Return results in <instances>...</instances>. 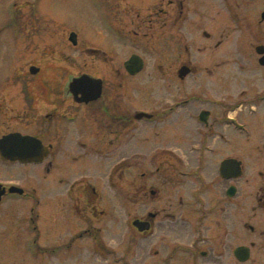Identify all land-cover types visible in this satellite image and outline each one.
Masks as SVG:
<instances>
[{"label":"flooded vegetation","instance_id":"flooded-vegetation-1","mask_svg":"<svg viewBox=\"0 0 264 264\" xmlns=\"http://www.w3.org/2000/svg\"><path fill=\"white\" fill-rule=\"evenodd\" d=\"M115 1L120 4V0ZM220 1L222 8L212 21L214 47L218 49L225 43L226 31L246 29V43L258 54L255 59L259 74H264V0H254L256 8L251 7L253 0H247L249 7L243 12L237 0ZM204 4V0H142L136 9L126 6L130 12L123 15L120 27L125 31L131 21L133 28L129 30L136 36L144 27L151 31L163 29L168 37L176 31L178 40L176 29L182 28L191 11L193 15L204 14ZM218 6L220 3L213 7ZM19 10L20 26L32 24L28 14ZM14 23L18 24V20ZM7 27L11 25L5 20L0 24V35ZM204 35L211 36L208 31ZM47 44L17 45L12 56L11 44L0 43V140L10 137L11 142L6 152L0 148V166L8 172L5 177L0 175V263L4 254L29 253L34 264H43L42 222L27 214L28 203L32 211L41 204L31 180L37 179L43 185L44 168L48 174L53 161L68 157L81 167L57 180L56 186L65 184V194L77 204L84 202L85 209L89 205L96 208L94 216L89 217L94 221L79 223L73 230L75 238L91 239L93 254L107 264H264V151L256 155L263 167H252L250 139L243 137L247 140L240 142L235 135L236 129H244V125L249 130L235 114L239 106L243 110L246 99L237 103L226 96L196 90L167 100L155 109L138 108L139 78L149 59H154L156 75L175 77L179 82L197 72L187 43H136L139 48L135 51L78 42ZM76 48L78 55L91 60L79 74L73 66L75 62H67L71 54L76 55ZM144 48L158 55L145 56ZM133 54L145 62L143 70L135 74L126 67ZM29 58L35 63L28 67ZM10 59L16 62L15 67H11ZM214 59V68H218L222 61L218 55ZM183 66L190 69L185 76L180 73ZM82 74L100 82L101 87H71L72 79ZM64 76H68V81L62 86L60 77ZM31 77L35 79L30 84ZM39 77L41 80L35 82ZM258 92L251 102L264 107V88ZM145 133L161 137L153 140L152 168L140 172L136 159L142 154L140 140ZM28 137L36 146L35 154L28 151ZM146 139L148 143L151 140L150 136ZM119 158L135 159L134 206H150L146 214L137 213L127 222V231L113 246L104 237L113 227L106 217L105 208L109 206L101 201L99 178L86 180L87 167H82L81 161ZM227 160L234 161L222 170ZM60 203L67 204V200L60 198L57 204ZM103 203L104 209H100L98 206ZM11 207L15 211L10 215ZM39 212L42 219L43 212ZM115 223L121 222L116 219ZM14 235L16 243L12 244ZM62 244L52 248L53 255H61ZM70 255V264H76L75 253Z\"/></svg>","mask_w":264,"mask_h":264},{"label":"rangeland","instance_id":"rangeland-1","mask_svg":"<svg viewBox=\"0 0 264 264\" xmlns=\"http://www.w3.org/2000/svg\"><path fill=\"white\" fill-rule=\"evenodd\" d=\"M237 1L241 4L239 5V9L242 12L244 8L249 7L247 0ZM204 2L207 8L206 12L204 14L197 13V15H193L191 11L187 22L184 23L182 28L176 27L177 32H179L178 38H180L175 40L174 35L176 31H173V34L170 35L171 37H168L169 33L162 31V28L161 31H151L147 27H144V29L139 31L140 35L136 36L134 32L129 30L132 27L131 21H129V25H126L128 30L127 28H125V31L121 29L120 21L123 15L130 12L126 6H129L131 10L136 9L141 5L142 0H120V4H116L115 0H0V24L8 20L11 25L10 28L7 27L1 31L0 43L11 44L10 50L12 56H14L16 46H21L24 43H43L44 46H47V43H66V45H71L70 43H73L70 40L72 30H75L78 43H82V45L95 44L99 47L108 46L119 51L121 48L122 51L138 50L139 45L136 43H187L188 54H191L193 64L197 66V72L189 75L186 81L179 82L180 79H175V77H164L162 74L156 75L154 72V67L156 66L154 59H149L145 72L139 78L141 87L137 91L138 108L155 109L164 105L167 100L196 90H200L208 95L218 94L226 96L229 100L235 99L237 103L246 99L247 102L244 103L243 110H240L239 106L235 114L238 116L237 119L246 123L251 132L244 125V129H236L235 135L237 141L240 142L247 140L243 137L250 139L249 144L253 157L251 159L253 162L252 167H263L259 164L256 155L258 152L264 151V115H262L264 107L259 106L258 102H251V98L258 95V91L264 88V74H259V62L255 59L258 54L253 48L251 50L250 43H246L248 38L247 32L246 29L241 28H237L229 33L226 31L223 37L225 38V43H222L216 49L212 39V33H214L212 21L217 10L219 12L220 8H222V2L220 0H204ZM249 2L251 3V1ZM216 3H220V6L214 8L213 6ZM251 5L252 8L257 7V3L255 4L254 0ZM19 9H23L28 14V19L32 20V24H28L27 27L20 26L18 18ZM31 12L32 16L30 15ZM6 14H10L8 19H5ZM133 17H136V14ZM15 19L18 20V24L14 23ZM204 31H208L211 36H205ZM121 43H125V45L123 46ZM76 49V55L73 57L74 54H71L67 62L69 61L71 64L75 62L73 66L76 73L79 74L86 70L84 66L91 60L87 56L78 55V48ZM144 50L145 56H148V54H151L149 56L158 55V53H153L146 48ZM173 55L174 53L172 57ZM217 55L219 61H222V63L218 68H214V57ZM11 62V67H15L16 62L10 59ZM32 63L35 62L29 58L27 61L28 67ZM171 65L174 66V64ZM2 74L1 72L0 76ZM31 78L30 84L35 79ZM39 80H41V77L37 78L35 82ZM67 81L68 76L60 77L62 86ZM0 85L2 86L1 83ZM8 93L10 94V92ZM254 108L256 110H253ZM253 111V114L249 113ZM143 136L140 140L142 154L136 159V162H140V172L152 168L150 155L154 151L153 142L161 137H158L156 134L150 135L149 133H145ZM147 136H150L151 139L149 143L146 139ZM239 138L241 139L239 140ZM120 159L79 160V162L83 163L82 167H87L88 176L86 180H93L95 177L99 178V189L102 193L101 201L106 202L109 206L105 208L108 212L107 216H105L110 218L111 223L108 225L113 227H111L112 229L104 237H106V241H111L113 246L119 244L120 234L127 231V222L137 213L146 214L150 206V204L149 206L147 204L140 207L134 206L132 202V178L134 175L133 164L135 159ZM73 162L74 160L68 157L59 161L55 160L53 161V169L51 171L48 170V174L45 167V170H43L45 175L43 185L38 184L37 179L31 180L32 184H35L36 189H38L41 200L39 209H41L43 215L41 219L39 209L36 207L32 211L29 207L31 204L29 203L27 214L35 215L36 220L38 218V222H42L40 240L44 250L43 264H70L72 263L70 262L71 253H75L76 264H107L93 254L91 239L75 238L73 230V227L77 229L79 223L86 225L87 221H94L93 218L90 220L89 217L94 216L95 213L93 211L96 208L93 205H89V208L85 209L84 205L86 204L84 202L81 201L77 204L71 201L73 197H68L63 190L66 181L63 183L64 185L56 186L57 180L66 178L70 176V172L73 173L77 169H80L81 164L75 166ZM62 165L66 167V170L61 171L63 169ZM34 172L30 171L29 173L34 174ZM7 173L0 166V175L5 177L3 175ZM79 194L78 192L77 196ZM60 198H65L67 204H57ZM111 201H115V205H111ZM102 205L104 203L99 204L98 207L104 209ZM67 206H70L71 209L67 208ZM13 211H15V208L11 207L10 215L14 213ZM21 213L26 214L23 211ZM1 215L3 216V214ZM115 218L122 224H113L116 222ZM11 223L14 224L13 222ZM2 226L3 224H0V227ZM12 229L14 230V228ZM85 236L87 237L88 235ZM15 237V235L12 236V244L16 243ZM89 237L91 238V236ZM58 243H63L62 245L64 246L61 248L64 249H62L61 255L55 256L51 251ZM66 244L70 246H66ZM66 247H70L71 251H67ZM31 257L32 255L29 253L21 255L12 253L11 256H5L4 254L2 264H34L35 262L31 261L33 259Z\"/></svg>","mask_w":264,"mask_h":264},{"label":"water","instance_id":"water-1","mask_svg":"<svg viewBox=\"0 0 264 264\" xmlns=\"http://www.w3.org/2000/svg\"><path fill=\"white\" fill-rule=\"evenodd\" d=\"M70 40L73 42V43H77L78 40H77V34L75 32H72L71 35H70ZM258 52L261 53L262 50H261V47H258ZM144 60L143 58L138 55V54H133L131 56V58L129 60L126 61V67L127 69L135 74V73H138L140 72L143 68H144ZM190 71V69L187 67V66H183L181 68V75L182 76H185L186 74H188ZM92 87V88H100V82L97 84L96 83V80L94 78H90L88 75L86 74H83L81 75L80 77H76L72 80L71 82V87L75 88V89H78V90H83L85 89L86 87ZM84 94V93H83ZM86 96V95H84ZM10 137H6V138H3L0 140V148H1V152H6V148L8 146V144H10ZM40 143V142H38ZM36 146L34 145V143L31 142V138L28 137V151L29 152H33L36 151ZM231 161H234V160H227L226 162H224L223 164V167H222V170H225L228 165L230 164ZM236 167H239V162L236 160ZM136 223V222H135Z\"/></svg>","mask_w":264,"mask_h":264}]
</instances>
